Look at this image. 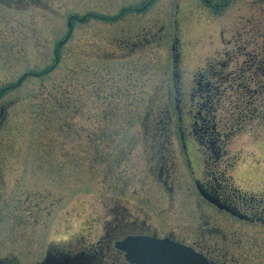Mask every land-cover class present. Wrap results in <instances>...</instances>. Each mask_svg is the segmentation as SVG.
Listing matches in <instances>:
<instances>
[{
  "label": "rangeland",
  "instance_id": "374dc122",
  "mask_svg": "<svg viewBox=\"0 0 264 264\" xmlns=\"http://www.w3.org/2000/svg\"><path fill=\"white\" fill-rule=\"evenodd\" d=\"M262 32L263 0H0V264H129L136 234L264 264Z\"/></svg>",
  "mask_w": 264,
  "mask_h": 264
},
{
  "label": "water",
  "instance_id": "95a60500",
  "mask_svg": "<svg viewBox=\"0 0 264 264\" xmlns=\"http://www.w3.org/2000/svg\"><path fill=\"white\" fill-rule=\"evenodd\" d=\"M201 196L219 210L230 211L216 199L199 189ZM240 220L246 217L232 213ZM114 247L125 254L130 264H208L206 258L193 249L170 240L156 239L148 236H128L116 241ZM60 264H68L67 261Z\"/></svg>",
  "mask_w": 264,
  "mask_h": 264
},
{
  "label": "flooded vegetation",
  "instance_id": "af4514ba",
  "mask_svg": "<svg viewBox=\"0 0 264 264\" xmlns=\"http://www.w3.org/2000/svg\"><path fill=\"white\" fill-rule=\"evenodd\" d=\"M200 86V85H199ZM206 90L207 92H209V98L207 99L205 97V95L203 93H205L206 91H203V93L199 92L198 93V97L200 99H202V107H203V110L206 112V116L205 118H202L203 120V125L200 127L201 129V140L203 143V146H208V148H210L211 150H213L214 152H217L220 150V148L215 145L216 144V139L214 137V132H215V127L214 126H211L209 123V112L212 110L213 106V101H214V98L212 96H210L211 92L214 91V86H211L210 83H207L206 85V88L204 89ZM204 95V96H203ZM212 95V94H211ZM194 100V99H193ZM217 150V151H216ZM199 189H201L202 191H204L207 195H209L210 197H212L213 199H216L218 200L222 205L228 207L230 209L231 212H234V213H237V214H242L240 212V210L234 205V204H231V203H225L221 197H218L216 195V192H218L221 187L220 186H214L213 184H210L209 186L207 185H197V190L199 191ZM206 202V201H205ZM207 203V202H206ZM209 204V203H208ZM211 205V204H209ZM212 207H214L216 209L215 206L211 205ZM221 212H225V211H221ZM226 214L231 215V213H228V212H225ZM242 215H245V214H242ZM236 219V218H235ZM128 236H149V237H155V236H151V235H143V234H136V235H128ZM127 237V236H126ZM156 238V237H155ZM163 239H167V240H170V241H173L175 243H178L180 245H184L182 242H179L173 238H163ZM188 246V245H186ZM188 247H191L192 249H194L196 252H198L199 254L203 255L207 260H208V264H212V261L210 259L209 256H207L203 251L199 250V249H196L195 247L193 246H188ZM116 249V248H115ZM83 254V253H82ZM82 254H78V255H75V256H71V255H66V254H57V255H52V256H47L46 259L40 263V264H60V263H64L65 261L68 262V264H82L81 263V258H82ZM129 263V262H128ZM130 264V263H129Z\"/></svg>",
  "mask_w": 264,
  "mask_h": 264
},
{
  "label": "trees",
  "instance_id": "16d2710c",
  "mask_svg": "<svg viewBox=\"0 0 264 264\" xmlns=\"http://www.w3.org/2000/svg\"><path fill=\"white\" fill-rule=\"evenodd\" d=\"M264 1V0H263ZM262 34L264 35V32H262ZM263 65H264V61H263ZM215 87V86H214ZM204 95H205V97L208 99L209 98V92H205V93H203ZM212 94V95H211ZM211 94H210V96H212L213 98H216L217 99V97H216V90H215V88H214V91L213 92H211Z\"/></svg>",
  "mask_w": 264,
  "mask_h": 264
}]
</instances>
